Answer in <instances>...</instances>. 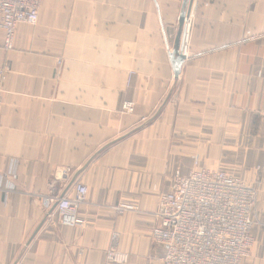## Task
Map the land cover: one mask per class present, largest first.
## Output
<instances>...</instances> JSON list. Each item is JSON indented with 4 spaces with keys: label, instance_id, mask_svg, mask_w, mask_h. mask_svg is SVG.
Returning <instances> with one entry per match:
<instances>
[{
    "label": "crops",
    "instance_id": "obj_1",
    "mask_svg": "<svg viewBox=\"0 0 264 264\" xmlns=\"http://www.w3.org/2000/svg\"><path fill=\"white\" fill-rule=\"evenodd\" d=\"M189 2L43 0L13 49L0 30V264H164L153 213L195 156L259 186L243 264H264V0H198L185 39ZM77 182L70 227L48 198ZM115 232L126 263L108 259Z\"/></svg>",
    "mask_w": 264,
    "mask_h": 264
},
{
    "label": "built area",
    "instance_id": "obj_2",
    "mask_svg": "<svg viewBox=\"0 0 264 264\" xmlns=\"http://www.w3.org/2000/svg\"><path fill=\"white\" fill-rule=\"evenodd\" d=\"M43 0H0V30L4 46L13 49L18 27L36 24L40 18ZM198 0H190L183 28L185 39L190 35ZM62 64V59H59ZM7 69L1 72L0 113ZM135 104L125 101L124 114L134 112ZM89 187L77 182L74 195L52 196L62 224L81 227L85 220L79 208L86 202ZM260 208L259 186L241 175L223 168L202 167L199 157H194V168L189 172L177 171L169 191L160 196L153 213L156 220L151 231L153 242L165 247L164 264H243L252 256L255 243L253 227L258 223ZM117 211H140L135 203H121ZM113 248L108 252L111 262L126 263L127 253L115 250L119 234L112 236Z\"/></svg>",
    "mask_w": 264,
    "mask_h": 264
},
{
    "label": "water",
    "instance_id": "obj_3",
    "mask_svg": "<svg viewBox=\"0 0 264 264\" xmlns=\"http://www.w3.org/2000/svg\"><path fill=\"white\" fill-rule=\"evenodd\" d=\"M185 13H186V9L182 12L181 17H180V24L181 25H183V23H184ZM185 59H186V56H185L184 52H180L177 54L176 60H175V76L176 77H179L180 70H181L182 64L184 63Z\"/></svg>",
    "mask_w": 264,
    "mask_h": 264
},
{
    "label": "rangeland",
    "instance_id": "obj_4",
    "mask_svg": "<svg viewBox=\"0 0 264 264\" xmlns=\"http://www.w3.org/2000/svg\"><path fill=\"white\" fill-rule=\"evenodd\" d=\"M131 102H133V101H131ZM134 104H135V102H134ZM118 241V240H117ZM117 245H118V242H117ZM117 245H115V250H117V251H119V252H123V251H120V250H118L117 249ZM123 253H126V252H123ZM128 254V253H127Z\"/></svg>",
    "mask_w": 264,
    "mask_h": 264
}]
</instances>
